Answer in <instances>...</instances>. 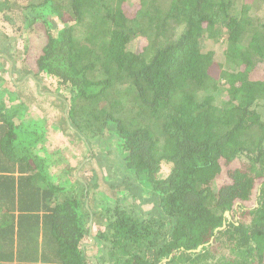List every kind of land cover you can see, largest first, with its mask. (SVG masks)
Wrapping results in <instances>:
<instances>
[{
    "label": "trees",
    "instance_id": "16d2710c",
    "mask_svg": "<svg viewBox=\"0 0 264 264\" xmlns=\"http://www.w3.org/2000/svg\"><path fill=\"white\" fill-rule=\"evenodd\" d=\"M259 65L264 0H0V264H264Z\"/></svg>",
    "mask_w": 264,
    "mask_h": 264
},
{
    "label": "rangeland",
    "instance_id": "374dc122",
    "mask_svg": "<svg viewBox=\"0 0 264 264\" xmlns=\"http://www.w3.org/2000/svg\"><path fill=\"white\" fill-rule=\"evenodd\" d=\"M38 26H36L37 28H36V30H38L37 32H39V33H43V30L41 29L42 27L39 25V23L37 24ZM24 36H27V33H24L23 34ZM37 38V37H36ZM36 38H34V40H33V44H35V45H37V42H36ZM18 45H20L21 46V41L18 43ZM216 60H218V57L216 58ZM27 75H22V74H20L19 73V76L18 75H12V76H10V74L8 73V75H6L5 76V79H8V78H13V79H15V78H17L18 80H16L18 83H21L25 88H27V89H31V90H33V92H34V90H39V86H35L32 82H30V80H28V78L26 77ZM251 76H252V78H257V77H259V78H264V65H259V67H258V69L257 70H255L254 72H252L251 73ZM40 91V90H39ZM35 99H32V102L28 105V107L25 109V118L27 119V120H32L33 122H35V123H38L39 124V122H40V120L42 119V118H45V120L46 121H49V122H51L50 121V119L48 118V113L47 112H44V111H41V110H43V109H45L43 106H41V108L40 107H36L34 104H33V101H34ZM66 111V110H65ZM44 112V113H43ZM49 126V125H48ZM54 125H51V127H53ZM50 127V128H51ZM51 133V132H50ZM57 133H58V130H57ZM56 133V134H57ZM52 138H53V136H52ZM63 138V137H62ZM65 141H67V139H65V138H63ZM51 142H52V140H50ZM80 144V143H79ZM111 146V145H110ZM67 148H69V151H66L67 150ZM49 149V151H50V149L51 150H53L54 151V149H53V146H51V147H49L48 148ZM60 151H63L62 153H60ZM53 153V152H52ZM52 153H50L49 154V158H52V159H54L55 158V156H56V154L54 153V154H52ZM59 153L60 154H63V156H62V159H61V162L59 163V164H62V165H65L66 166V164H71L76 170H75V175L76 176H78V178H80L81 179V177L78 175L79 173V171H80V169L83 167L84 168V171L86 172V168H88V166H87V164H85L84 165V163L89 159L88 157V159L87 158H82L81 157V155H80V146L73 140V139H70V140H68V144L66 143V145L65 146H63V150L60 148L59 149ZM69 153H71V155H69V157H68V154ZM112 155L113 154H115L114 152L113 153H111ZM46 155V154H45ZM115 156H117V155H115ZM64 158V159H63ZM111 158V160H112V162H113V164H118V162L120 161L119 160V157H110ZM92 162H93V166H91V168H98V169H100L98 166H97V163L95 162V160H92ZM54 169H53V166H52V169H51V171L52 172H55V171H53ZM101 171H102V173L105 175V176H110L111 174H112V171L109 173V169H108V165H102V169H100ZM82 171V170H81ZM86 173H88V172H86ZM224 182V181H223ZM148 208V206H144V209H147ZM95 231H96V226L95 225H93L92 224V227H91V229H90V236L92 237V238H94L95 239ZM91 241H92V239H91ZM93 242V241H92ZM89 253H91V254H89V255H92V256H94L93 254H95V252L93 253V251L92 252H89Z\"/></svg>",
    "mask_w": 264,
    "mask_h": 264
},
{
    "label": "water",
    "instance_id": "95a60500",
    "mask_svg": "<svg viewBox=\"0 0 264 264\" xmlns=\"http://www.w3.org/2000/svg\"><path fill=\"white\" fill-rule=\"evenodd\" d=\"M10 67H11V66H10ZM9 71H10L9 73L11 74V68H9ZM12 79H13V78H12ZM91 238H92V237H91ZM92 241H93V239H92Z\"/></svg>",
    "mask_w": 264,
    "mask_h": 264
}]
</instances>
